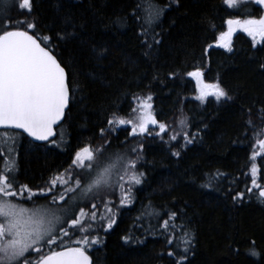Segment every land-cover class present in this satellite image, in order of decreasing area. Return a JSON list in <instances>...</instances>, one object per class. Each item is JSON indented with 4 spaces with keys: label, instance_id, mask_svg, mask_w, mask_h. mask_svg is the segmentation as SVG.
<instances>
[{
    "label": "trees",
    "instance_id": "16d2710c",
    "mask_svg": "<svg viewBox=\"0 0 264 264\" xmlns=\"http://www.w3.org/2000/svg\"><path fill=\"white\" fill-rule=\"evenodd\" d=\"M168 2L158 0L160 5ZM135 3L35 0L32 15L40 35L54 36L64 29V18L69 16L83 27L78 28L77 39L59 45L58 59L67 65L69 80L74 81V95L54 137L60 146L33 142L34 150L21 153V176L36 182L38 189L48 174L59 172L61 166L69 168L75 152L86 145L97 147L107 139L106 149L122 150L142 141L143 158L138 164L144 172L142 183L130 206L112 203L116 223L107 232L99 228L102 243L88 249L93 264H174L167 252L176 249L183 233L176 231L173 244L168 245L166 235L146 231L149 218L137 217L149 201L162 210L186 213L175 223L179 229L186 221L194 236L187 264H264V201L258 199L257 190L247 192L251 155L259 151L255 142L264 139V116L254 107L264 103V69L260 67L264 42L253 48L251 37L239 28L230 38L232 51L221 47L224 42L219 39L220 33L228 30V19L259 18L263 9L241 0L233 8L224 0H180L178 7L173 4L164 13L156 28L160 43L146 57L133 19L119 29L110 23L130 13ZM10 14L22 18L14 8ZM24 18L31 20L32 16ZM5 19L0 15L2 23ZM93 45L106 47L107 58L98 61L92 56ZM196 69L202 71L206 83H220L233 99L226 103L211 96L204 103L197 100L196 81L187 75ZM149 94L157 120L170 125L168 134L162 138L132 137L130 125H117L104 139L100 137V128L107 127L113 112L134 119L137 113L132 109L138 103L133 97ZM250 107L254 128L245 123ZM186 129H199L196 142L184 148L180 147L182 138L167 142L173 130ZM17 142L21 147L24 144L20 137ZM48 147L52 151H46ZM173 151H181V156H173ZM255 163L260 169L257 181L264 185V161L257 157ZM217 172L224 175L213 178ZM237 192L245 194L243 200L232 199ZM151 223L158 222L152 219ZM125 236L142 243H125ZM253 247L261 253L260 259L247 254ZM233 249H238L239 255Z\"/></svg>",
    "mask_w": 264,
    "mask_h": 264
},
{
    "label": "snow or ice",
    "instance_id": "6c2138e0",
    "mask_svg": "<svg viewBox=\"0 0 264 264\" xmlns=\"http://www.w3.org/2000/svg\"><path fill=\"white\" fill-rule=\"evenodd\" d=\"M241 2L264 6V0ZM237 3L238 0H224V4L230 8L236 7ZM173 4L178 7L180 0H169L164 5H160L158 0H136L130 13L117 16L110 23L119 29L127 25L129 18L133 19L138 26L135 35L143 54L148 57L160 43L156 38L159 35L156 28ZM34 5L35 0H0V15L6 17L0 27V157H3V164L0 165V264H92L88 249L102 243L99 228L107 232L116 223L112 200L108 196L117 194L119 205L125 206L132 202L133 186L142 183L144 173L138 170L137 165L142 161L144 144L140 141L131 146L127 154L106 153L109 143L107 139L97 147L86 145L75 152L69 168L49 178L46 188L33 190L26 184H19L15 156L19 136L26 133L34 141H47L60 146L57 140L50 138L56 136L55 129L65 118V110L69 108L70 99L74 95V81L69 80L67 65L58 59L59 45L77 39L78 28L83 27L69 16L64 18V29L57 31L54 36L40 35L35 31L37 23L32 15ZM13 8L22 14V18L17 20L11 16ZM25 16H32V19L28 20ZM226 24L228 30L221 32L219 39L224 42L220 46L226 47L228 51H232L230 38L236 28L251 37L253 48L257 43L264 42V15L243 20L228 19ZM91 55L98 61L104 60L108 49L93 45ZM260 67L264 69V63ZM187 75L195 79L198 92L195 98L201 103L206 102L209 96L218 103L233 99L220 83H206L200 69L190 71ZM133 100L138 103V107L132 109V112L137 113L135 119H124L113 112L111 118L107 119V127L99 130L102 139L113 132L117 125H130L129 135L132 137L162 138L163 134L169 133L170 125L157 120L153 112L150 94L134 96ZM254 107L260 116H264V103ZM247 113L249 119L245 123L254 128L251 107ZM179 123L183 126L185 122L181 120ZM9 130L22 131L13 133ZM254 134L259 136L261 133ZM198 136L199 129L196 132L173 130L167 142L182 138L180 147L184 148L196 142ZM255 144L259 151H253L251 155V186L247 192L252 194L258 190V199L264 201V185L257 181L260 169L255 163L257 157L264 161V139H257ZM172 155L180 157L181 151H173ZM118 166L122 171H117ZM222 175L217 172L213 178ZM244 175L247 177L248 173ZM204 187L211 185L205 184ZM244 195L243 192H237L232 199L243 200ZM97 199L103 204L102 212H98ZM40 200L46 203H40ZM27 203L31 207L26 206ZM89 204L90 208L86 209L84 205ZM181 214L186 216L183 210L179 213L170 209L162 210L149 201L143 206L141 216L137 217L138 220L149 218L146 231L166 235L168 245L173 244L174 233L182 231L183 237L176 249L167 252L174 264H187L193 247L194 236L187 222L177 229L175 222ZM163 216L167 218L162 219ZM152 219L158 223L153 225ZM122 239L125 243L133 240L142 243L132 236ZM251 243L254 245L255 241ZM233 251L239 255L238 249ZM247 254L257 259L261 257V253L254 247Z\"/></svg>",
    "mask_w": 264,
    "mask_h": 264
},
{
    "label": "flooded vegetation",
    "instance_id": "af4514ba",
    "mask_svg": "<svg viewBox=\"0 0 264 264\" xmlns=\"http://www.w3.org/2000/svg\"><path fill=\"white\" fill-rule=\"evenodd\" d=\"M9 131L13 132V133L20 132L18 130H9ZM19 137L24 141V144L21 147V146H19L20 143L17 142V146H16L17 147V152H16L15 156H16V163H17V167H18L17 180H18L19 184H26L30 188H32L33 190H37L36 182L32 183L33 181L31 182V180L25 179L24 177L21 176V172H20L21 153L22 152L24 153L26 151L30 152V151L34 150V146H33V142L34 141L31 140L29 137H27L25 134H23L22 136H19ZM24 145H26V147ZM45 150L46 151H52V149L50 147L46 148ZM4 151H5V155H7V150L4 149ZM2 164H3V157H0V165H2ZM59 169H60L59 170V172H60V171H63L64 169H66V168H64V166L63 167L61 166V168H59ZM50 177H51V174H48L47 178L45 179V181L43 183V186H40L39 188H46L47 187V181L49 180ZM39 202L40 203H46V201H44V200H40ZM27 204H30V203H27Z\"/></svg>",
    "mask_w": 264,
    "mask_h": 264
},
{
    "label": "rangeland",
    "instance_id": "374dc122",
    "mask_svg": "<svg viewBox=\"0 0 264 264\" xmlns=\"http://www.w3.org/2000/svg\"><path fill=\"white\" fill-rule=\"evenodd\" d=\"M263 15V14H262ZM2 25H3V23L0 21V27H2ZM198 95V92L196 93V96ZM137 116V115H136ZM135 119V118H134ZM19 138V137H18ZM128 148H130V147H124L122 150H111V149H106V153H112V154H115V153H121V154H127V149ZM137 167H138V170L139 171H143V169H141L138 165H137ZM117 171H122V169L120 168V166H118L117 167ZM144 173V172H143ZM116 181V174L114 173V175H113V182H115ZM139 185H134L133 186V188H132V193H131V197H132V202H133V200H134V198H135V190H136V188L138 187ZM103 195V194H102ZM108 199H111L112 200V203L113 202H116V203H118L119 204V196L117 195V194H111V195H109L108 196ZM96 203H97V205H98V212H101V211H103V204L101 203V201L99 200V199H97L96 201H95ZM132 202L131 203H129V204H127V205H125V206H130L131 204H132ZM26 206H28V207H31V204H26ZM85 207H86V209H88V208H90V204L89 205H84ZM105 215H107L106 213H105Z\"/></svg>",
    "mask_w": 264,
    "mask_h": 264
},
{
    "label": "water",
    "instance_id": "95a60500",
    "mask_svg": "<svg viewBox=\"0 0 264 264\" xmlns=\"http://www.w3.org/2000/svg\"><path fill=\"white\" fill-rule=\"evenodd\" d=\"M264 7V6H263ZM19 131H22V130H19ZM25 135H27L26 133H25ZM30 139H32L31 137H29ZM53 138V137H52ZM51 139V138H50ZM33 140V139H32ZM34 141V140H33ZM36 142H44V141H36ZM89 254V253H88ZM90 256V255H89ZM91 257V256H90ZM92 259V258H91Z\"/></svg>",
    "mask_w": 264,
    "mask_h": 264
}]
</instances>
